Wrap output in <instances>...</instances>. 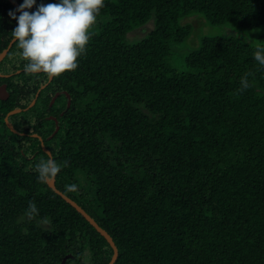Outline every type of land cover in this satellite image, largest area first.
I'll list each match as a JSON object with an SVG mask.
<instances>
[{"label": "trees", "instance_id": "trees-1", "mask_svg": "<svg viewBox=\"0 0 264 264\" xmlns=\"http://www.w3.org/2000/svg\"><path fill=\"white\" fill-rule=\"evenodd\" d=\"M15 9L0 0V53ZM207 24L222 31L204 33ZM258 47L264 0H105L78 68L51 79L24 71L14 41L0 61L10 94L0 98V264L67 255L66 264H109L114 255L38 181L34 166L49 156L68 161L56 186L113 237L114 264H264ZM246 72L252 86L241 91Z\"/></svg>", "mask_w": 264, "mask_h": 264}, {"label": "clouds", "instance_id": "clouds-1", "mask_svg": "<svg viewBox=\"0 0 264 264\" xmlns=\"http://www.w3.org/2000/svg\"><path fill=\"white\" fill-rule=\"evenodd\" d=\"M34 6L35 10L29 11ZM104 6L105 0H56L41 2L38 6L37 0H23L15 10H10L9 17L17 22L11 36L18 43L24 71L33 75L44 73L51 79L76 70ZM253 59L264 68V47L254 51ZM250 75L246 72L240 78L241 91L252 86ZM66 166L67 160L61 162L49 156L36 163L34 170L39 182L48 183ZM76 187L75 184L66 186L68 190ZM37 214L36 204L30 201L25 215Z\"/></svg>", "mask_w": 264, "mask_h": 264}, {"label": "water", "instance_id": "water-1", "mask_svg": "<svg viewBox=\"0 0 264 264\" xmlns=\"http://www.w3.org/2000/svg\"><path fill=\"white\" fill-rule=\"evenodd\" d=\"M13 4H14V6L17 8L18 6H19V2L18 1H16V0H10ZM14 43V40L12 39V41L10 42V44H9V46L4 50V51H2L1 53H0V61L6 56V54L8 53V50H9V48L11 47V45ZM0 76H7V75H4V74H2V73H0ZM9 92H8V90H7V84L6 83H4V84H2L1 86H0V98L1 99H7L8 97H9ZM35 101H36V99H34L33 101H32V103L29 105V107L30 106H32L34 103H35ZM19 111H21V109L20 108H16V109H14V110H12V111H10L9 113H8V115H10V114H13V113H16V112H19ZM6 122H7V124H8V126L12 129V130H14V131H17L15 128H14V126H13V124L9 121V118H8V116H6ZM59 130V126L57 125V127H56V129H55V131L53 132V135L57 132ZM44 145V144H43ZM45 148V147H44ZM46 149V148H45ZM46 151L50 154V155H52L51 154V152L48 150V149H46ZM48 184L50 185V187L51 188H53L58 194H60L64 199H66L68 202H70L79 212H81L90 222H91V224L101 233V234H103L105 237H106V239L109 241V243L111 244V246L113 247V249H114V255H113V257H112V259H111V261H110V263L109 264H114L115 263V261L117 260V258H118V255H119V252H118V247H117V245H116V243H115V241H114V239H113V237L109 234V232L107 231V230H105L102 226H100L99 224H98V222L81 206V205H79L74 199H72L70 196H68L67 194H65L63 191H61L59 188H57V186H56V177L55 178H53L50 182H48ZM67 258H68V255L67 256H65L64 258H63V260L61 261V263L60 264H66V260H67Z\"/></svg>", "mask_w": 264, "mask_h": 264}, {"label": "rangeland", "instance_id": "rangeland-1", "mask_svg": "<svg viewBox=\"0 0 264 264\" xmlns=\"http://www.w3.org/2000/svg\"><path fill=\"white\" fill-rule=\"evenodd\" d=\"M192 19H194V17ZM203 31L204 33H207V34H216V33H220L222 31V28L219 26H213V25L207 24L204 27Z\"/></svg>", "mask_w": 264, "mask_h": 264}]
</instances>
